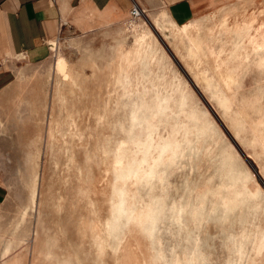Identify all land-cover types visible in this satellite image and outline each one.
<instances>
[{"label": "rangeland", "instance_id": "obj_1", "mask_svg": "<svg viewBox=\"0 0 264 264\" xmlns=\"http://www.w3.org/2000/svg\"><path fill=\"white\" fill-rule=\"evenodd\" d=\"M147 1L140 19L61 33L39 63L15 57L0 98V264H264V140L252 133L264 68L242 70L236 106L262 99L231 125L148 15L167 23L166 8ZM142 22L150 60L127 29Z\"/></svg>", "mask_w": 264, "mask_h": 264}, {"label": "bare ground", "instance_id": "obj_2", "mask_svg": "<svg viewBox=\"0 0 264 264\" xmlns=\"http://www.w3.org/2000/svg\"><path fill=\"white\" fill-rule=\"evenodd\" d=\"M262 12L258 8L254 9V0H236L222 4L208 14L184 23L177 22L169 12L167 23L159 22L148 14L155 21L161 35L169 41L177 57L187 65L191 63L189 71L192 72L197 84H200L209 98L218 105L231 125L240 123L248 113L247 110H251L252 104L260 103L262 96H256L254 93L255 98H252L254 100H248V103L243 102L248 98L244 96V100L239 101L241 105L236 106L238 104L236 90L242 70L252 62L264 68V20L260 22ZM127 29L133 34V48H137L136 52L143 49L147 51L149 60L154 58L155 52L151 49L148 52L152 41L147 38V32L144 31L151 32L146 24L142 22L140 26L133 25ZM131 52L132 49H129L121 56V63L126 64L127 67H130L133 56ZM54 72L57 81L63 82L68 74L63 59L57 61ZM253 109L257 110L256 107ZM263 120L259 118L255 123L252 132L255 141L264 140Z\"/></svg>", "mask_w": 264, "mask_h": 264}, {"label": "crops", "instance_id": "obj_3", "mask_svg": "<svg viewBox=\"0 0 264 264\" xmlns=\"http://www.w3.org/2000/svg\"><path fill=\"white\" fill-rule=\"evenodd\" d=\"M133 0H0V98L15 82V57L39 63L61 33L88 34L130 17ZM140 7L147 0H134ZM236 0H158L179 23ZM144 10V9H142ZM144 13V12H143ZM8 190L0 171V209Z\"/></svg>", "mask_w": 264, "mask_h": 264}, {"label": "built area", "instance_id": "obj_4", "mask_svg": "<svg viewBox=\"0 0 264 264\" xmlns=\"http://www.w3.org/2000/svg\"><path fill=\"white\" fill-rule=\"evenodd\" d=\"M143 14L144 13H143V10L140 7V5L133 0L132 1V7L130 8V11H129L130 18L138 19L141 16H143Z\"/></svg>", "mask_w": 264, "mask_h": 264}]
</instances>
